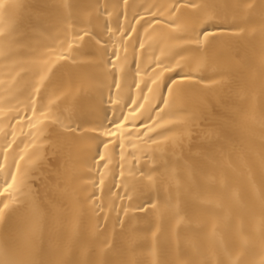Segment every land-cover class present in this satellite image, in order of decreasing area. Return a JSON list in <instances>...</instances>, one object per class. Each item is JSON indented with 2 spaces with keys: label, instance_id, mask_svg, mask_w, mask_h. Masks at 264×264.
I'll list each match as a JSON object with an SVG mask.
<instances>
[{
  "label": "bare ground",
  "instance_id": "obj_1",
  "mask_svg": "<svg viewBox=\"0 0 264 264\" xmlns=\"http://www.w3.org/2000/svg\"><path fill=\"white\" fill-rule=\"evenodd\" d=\"M0 264H264V0H0Z\"/></svg>",
  "mask_w": 264,
  "mask_h": 264
}]
</instances>
